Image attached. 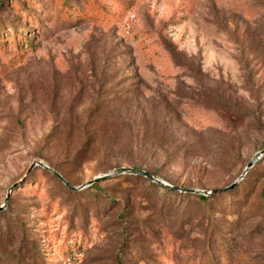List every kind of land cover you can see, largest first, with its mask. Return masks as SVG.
I'll list each match as a JSON object with an SVG mask.
<instances>
[{"label": "rangeland", "instance_id": "obj_1", "mask_svg": "<svg viewBox=\"0 0 264 264\" xmlns=\"http://www.w3.org/2000/svg\"><path fill=\"white\" fill-rule=\"evenodd\" d=\"M263 150L264 0H0V264H264Z\"/></svg>", "mask_w": 264, "mask_h": 264}, {"label": "water", "instance_id": "obj_2", "mask_svg": "<svg viewBox=\"0 0 264 264\" xmlns=\"http://www.w3.org/2000/svg\"><path fill=\"white\" fill-rule=\"evenodd\" d=\"M264 156V150L261 151L260 153H258L257 157L248 164L247 168L245 169V172H244V175H246V173L254 166V164L257 162V160H259L261 157ZM34 166H40L42 167L43 169L45 170H48L49 172H51L58 180H60L62 183H64L68 188H71V189H74L76 190L75 188L71 187L69 184H67V182L64 180V178L59 174L57 173L56 171H54L53 169H51L50 167H48L47 165L41 163V162H38V163H35ZM123 174H130V175H135V176H140L142 178H146L148 179L149 181L155 183V184H159L161 186H164L166 187L167 189H170L172 191H178V192H181V193H187V194H197V195H203V196H209V195H212V194H215L217 191H220V190H213L211 192H207V191H203V190H196V189H185V188H181V187H177V186H171L169 184H166L164 183L163 181L155 178L153 175H151L150 173H148L147 171H144V170H140V169H135V168H121L119 169L116 174L114 175H123ZM108 177H111V175H108V176H104V177H101V178H97L95 180H92L91 182H89L87 184V186L85 187H90L92 186L94 183L96 182H99L100 180L102 179H105V178H108ZM1 209V208H0Z\"/></svg>", "mask_w": 264, "mask_h": 264}, {"label": "trees", "instance_id": "obj_3", "mask_svg": "<svg viewBox=\"0 0 264 264\" xmlns=\"http://www.w3.org/2000/svg\"><path fill=\"white\" fill-rule=\"evenodd\" d=\"M139 147L141 148V146L139 145ZM138 147V148H139ZM142 147H144L143 145H142ZM60 181V180H59ZM99 184V182H96V183H94L92 186H90L91 188H93V189H96V188H98V185ZM153 184H155V183H153ZM89 187V188H90ZM167 190H170V189H167ZM172 191V190H171ZM173 192H178V191H173ZM181 193V192H180ZM198 198L201 200V201H203V202H208V198L206 197V196H203V195H198Z\"/></svg>", "mask_w": 264, "mask_h": 264}]
</instances>
